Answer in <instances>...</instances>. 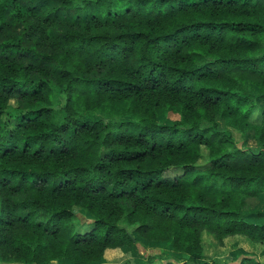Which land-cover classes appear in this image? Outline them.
I'll use <instances>...</instances> for the list:
<instances>
[{
  "label": "trees",
  "instance_id": "trees-1",
  "mask_svg": "<svg viewBox=\"0 0 264 264\" xmlns=\"http://www.w3.org/2000/svg\"><path fill=\"white\" fill-rule=\"evenodd\" d=\"M258 100L264 0H0V258L93 264L155 241L187 259L161 264H253L219 263L204 234L264 253V211L243 212L264 193Z\"/></svg>",
  "mask_w": 264,
  "mask_h": 264
},
{
  "label": "rangeland",
  "instance_id": "rangeland-1",
  "mask_svg": "<svg viewBox=\"0 0 264 264\" xmlns=\"http://www.w3.org/2000/svg\"><path fill=\"white\" fill-rule=\"evenodd\" d=\"M64 101L62 98L58 99L56 104V111L54 114V119L57 123L62 122L64 117V111H62ZM264 109V100H258L257 107L255 108L253 115L251 116V122L253 125L258 126L262 121V113ZM18 113L17 102L15 99L10 101L9 107L4 112L3 117L8 119L10 116H14ZM98 117H107L104 113H98ZM172 118L166 117L162 120V123H171ZM221 127H225V122L223 119L219 118ZM247 143L253 147H257L255 130H252L246 136ZM207 160V150L203 149V157L200 163H205ZM181 172L177 169H169L167 175H176ZM260 210L264 211V193L259 197H251L248 199L246 206L243 208V212ZM92 220L91 215L84 209L78 208L76 213V221L78 222H89ZM133 230V228H132ZM205 248L206 253L210 257H215L219 263L235 262L240 259L243 255H250L256 257L258 260L254 261L253 264H264V253L262 252V247L258 244L252 243L248 239L242 236H234L225 239L224 245H221L217 239L212 235L205 233ZM152 261L153 264H161L168 261L173 262H186L187 259L184 254L176 252L173 248L172 242L161 244L159 242L152 241L148 244L143 242L138 245V247L131 251L123 252L122 254H115L107 257L106 259L95 262L93 264H130L138 263L145 264ZM0 264H26L17 261H5L0 258ZM50 264H72L66 259L55 260ZM193 264V263H191Z\"/></svg>",
  "mask_w": 264,
  "mask_h": 264
}]
</instances>
